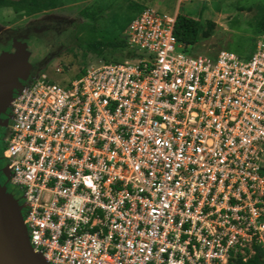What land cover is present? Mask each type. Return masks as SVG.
I'll return each mask as SVG.
<instances>
[{"label": "built area", "instance_id": "2783aa9c", "mask_svg": "<svg viewBox=\"0 0 264 264\" xmlns=\"http://www.w3.org/2000/svg\"><path fill=\"white\" fill-rule=\"evenodd\" d=\"M176 14L146 6L126 27V59L64 85L39 72L14 91L2 170L48 264L264 253V32L246 57L191 56Z\"/></svg>", "mask_w": 264, "mask_h": 264}, {"label": "rangeland", "instance_id": "374dc122", "mask_svg": "<svg viewBox=\"0 0 264 264\" xmlns=\"http://www.w3.org/2000/svg\"><path fill=\"white\" fill-rule=\"evenodd\" d=\"M142 4L154 7L159 13L180 12L197 19L202 30H210L207 36L200 37L192 47L186 48L188 55L213 56L224 49L244 57L252 51L258 35L255 21L264 0H61V4L47 8L41 7V3L37 7L29 0H0V25L7 31L11 30L10 25L14 22L19 26L28 20L63 19L53 50L44 60L34 59L20 80L26 81L32 75L45 72L52 82L64 85L81 66L103 61L86 50L87 41L98 40L106 44L125 41L126 27ZM85 6L89 7L91 14H81ZM33 8L34 11H29ZM104 52L107 62L122 61L128 57L125 49L114 50L110 45L104 47ZM1 135L4 134L0 127ZM3 146L4 142L0 139V158ZM2 168L3 161L0 159V170ZM6 190L13 197L22 195L20 190L11 186Z\"/></svg>", "mask_w": 264, "mask_h": 264}, {"label": "water", "instance_id": "95a60500", "mask_svg": "<svg viewBox=\"0 0 264 264\" xmlns=\"http://www.w3.org/2000/svg\"><path fill=\"white\" fill-rule=\"evenodd\" d=\"M28 51L20 45L0 53V113L7 109L20 78L29 66ZM22 205L0 184V264H48L42 255L33 251L22 220Z\"/></svg>", "mask_w": 264, "mask_h": 264}, {"label": "flooded vegetation", "instance_id": "af4514ba", "mask_svg": "<svg viewBox=\"0 0 264 264\" xmlns=\"http://www.w3.org/2000/svg\"><path fill=\"white\" fill-rule=\"evenodd\" d=\"M15 23L16 22L12 23L10 25L11 27L9 26L11 29L10 31L5 30L2 27L3 25H0V53L14 48V45L20 44L28 51L27 62L30 64L34 59L44 60L53 50L57 43L55 38L60 32L58 27L62 25L63 19L53 18L34 22L28 20L19 26H16ZM13 33L16 34L13 36ZM1 118L3 120H1ZM9 123L10 119L7 115L0 113V127L2 134H4L0 136V139L3 142L7 134ZM2 161L4 164V160ZM2 176L5 178L4 181ZM0 184H4L5 187H10L6 182V176L3 170H0ZM14 197L17 198V195H14Z\"/></svg>", "mask_w": 264, "mask_h": 264}, {"label": "trees", "instance_id": "16d2710c", "mask_svg": "<svg viewBox=\"0 0 264 264\" xmlns=\"http://www.w3.org/2000/svg\"><path fill=\"white\" fill-rule=\"evenodd\" d=\"M29 2L30 3L32 2L33 5L35 6L37 5L39 6V3H41V7H46V8L55 6L57 4H61V0H41V2L40 0H29ZM146 6L149 5L142 4L140 6L138 13ZM29 11H34V8ZM81 11H82L81 14H89V13L91 14V11L89 12L88 6L83 7ZM210 25H212V23H210ZM209 31L210 30L208 29L202 30L201 24L197 19L184 15L180 12H177L175 18V24H174V33L177 39L180 42L184 43V51L186 50L187 47H192L200 39V37L207 36L209 34ZM255 31L257 34H259L260 32H264V6L261 8L259 15L255 21ZM108 45H110V47L114 50L116 49L124 50L126 48V42L122 40L119 42H113L112 44H106L98 40H92V41L90 40L87 41L86 50L92 51L95 56L100 57L103 59V61L107 62L106 59L108 57L104 52V47L106 48ZM249 54L250 52L244 57L248 56ZM86 66L87 65L81 66L78 73L73 77L79 76L84 71ZM236 264H264V253L259 248H256L255 253L251 257L247 258L245 261H242L241 259H237Z\"/></svg>", "mask_w": 264, "mask_h": 264}]
</instances>
